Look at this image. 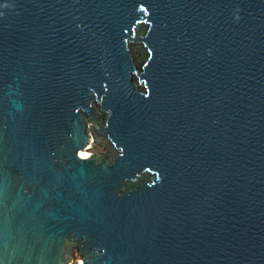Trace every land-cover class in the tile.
I'll return each instance as SVG.
<instances>
[{"label":"water","instance_id":"water-1","mask_svg":"<svg viewBox=\"0 0 264 264\" xmlns=\"http://www.w3.org/2000/svg\"><path fill=\"white\" fill-rule=\"evenodd\" d=\"M0 264H264V0H0Z\"/></svg>","mask_w":264,"mask_h":264},{"label":"rangeland","instance_id":"rangeland-1","mask_svg":"<svg viewBox=\"0 0 264 264\" xmlns=\"http://www.w3.org/2000/svg\"><path fill=\"white\" fill-rule=\"evenodd\" d=\"M88 122L91 123L90 121H88ZM92 135H93V134H92ZM93 137H94V135H93ZM94 138H95V137H94ZM95 150H97V151H103V152L106 151L105 147H104L103 145H101L96 139H95V141H93V142L91 143V149L88 150L87 153H89V152H91V151H95ZM72 257H73L74 260H79V258H80V257L77 255L76 252H74V253L72 254Z\"/></svg>","mask_w":264,"mask_h":264},{"label":"bare ground","instance_id":"bare-ground-1","mask_svg":"<svg viewBox=\"0 0 264 264\" xmlns=\"http://www.w3.org/2000/svg\"><path fill=\"white\" fill-rule=\"evenodd\" d=\"M94 141V137H91V143ZM91 149V148H90ZM89 149V150H90ZM88 152V150H84L81 154L82 155H84V154H90V152L89 153H87Z\"/></svg>","mask_w":264,"mask_h":264},{"label":"flooded vegetation","instance_id":"flooded-vegetation-1","mask_svg":"<svg viewBox=\"0 0 264 264\" xmlns=\"http://www.w3.org/2000/svg\"><path fill=\"white\" fill-rule=\"evenodd\" d=\"M106 149V148H105ZM107 151V150H106Z\"/></svg>","mask_w":264,"mask_h":264}]
</instances>
